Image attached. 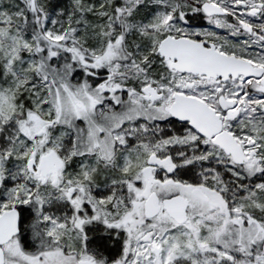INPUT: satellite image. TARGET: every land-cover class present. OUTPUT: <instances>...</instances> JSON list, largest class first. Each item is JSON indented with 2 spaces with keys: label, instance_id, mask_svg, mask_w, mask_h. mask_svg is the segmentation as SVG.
Wrapping results in <instances>:
<instances>
[{
  "label": "snow or ice",
  "instance_id": "6c2138e0",
  "mask_svg": "<svg viewBox=\"0 0 264 264\" xmlns=\"http://www.w3.org/2000/svg\"><path fill=\"white\" fill-rule=\"evenodd\" d=\"M0 264H264V0H0Z\"/></svg>",
  "mask_w": 264,
  "mask_h": 264
}]
</instances>
